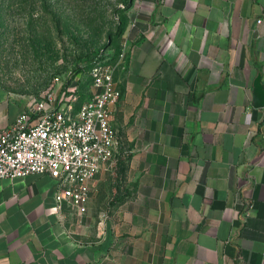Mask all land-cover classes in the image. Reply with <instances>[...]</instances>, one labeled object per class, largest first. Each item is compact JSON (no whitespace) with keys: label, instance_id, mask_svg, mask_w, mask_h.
I'll return each mask as SVG.
<instances>
[{"label":"crops","instance_id":"1","mask_svg":"<svg viewBox=\"0 0 264 264\" xmlns=\"http://www.w3.org/2000/svg\"><path fill=\"white\" fill-rule=\"evenodd\" d=\"M131 16L114 221L82 241L50 175L0 179V264H264V0H135ZM29 100L0 86V132Z\"/></svg>","mask_w":264,"mask_h":264},{"label":"rangeland","instance_id":"2","mask_svg":"<svg viewBox=\"0 0 264 264\" xmlns=\"http://www.w3.org/2000/svg\"><path fill=\"white\" fill-rule=\"evenodd\" d=\"M134 5L135 0H0V86L30 97L55 96L75 75L70 88L84 99L92 62L120 54V30L131 21ZM123 187L119 166L110 165L91 184L87 211L65 210L79 239L105 236Z\"/></svg>","mask_w":264,"mask_h":264},{"label":"built area","instance_id":"3","mask_svg":"<svg viewBox=\"0 0 264 264\" xmlns=\"http://www.w3.org/2000/svg\"><path fill=\"white\" fill-rule=\"evenodd\" d=\"M123 56L95 59L93 91L83 101L73 83L59 95L30 97L16 122L0 132V179L48 174L57 182L58 207L86 212L91 184L116 157L111 106L122 96L116 73Z\"/></svg>","mask_w":264,"mask_h":264},{"label":"trees","instance_id":"4","mask_svg":"<svg viewBox=\"0 0 264 264\" xmlns=\"http://www.w3.org/2000/svg\"><path fill=\"white\" fill-rule=\"evenodd\" d=\"M126 27V26H125ZM125 30V28H124ZM124 30L121 29L120 30V35H122L124 33ZM119 55H117L115 58H117ZM95 62V60L92 62V66H93V63ZM92 66H90L89 68V73H90V70L92 68ZM88 80H87V83L88 85H91V78H90V75L87 76ZM75 80V75L71 76L67 82L63 85V87L60 88L59 92L57 93L58 95L62 92V91H66V89L74 82ZM85 85V84H84ZM83 92V91H82ZM118 166H119V172L120 173H123L124 172V169H125V164L123 161H121V156H118Z\"/></svg>","mask_w":264,"mask_h":264},{"label":"water","instance_id":"5","mask_svg":"<svg viewBox=\"0 0 264 264\" xmlns=\"http://www.w3.org/2000/svg\"><path fill=\"white\" fill-rule=\"evenodd\" d=\"M254 100H255V106L257 107L264 106V91L259 81L255 85Z\"/></svg>","mask_w":264,"mask_h":264}]
</instances>
